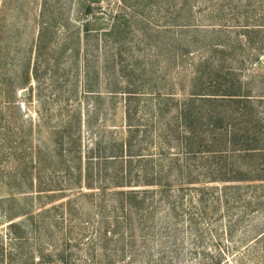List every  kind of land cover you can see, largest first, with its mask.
Here are the masks:
<instances>
[{
    "label": "rangeland",
    "instance_id": "1",
    "mask_svg": "<svg viewBox=\"0 0 264 264\" xmlns=\"http://www.w3.org/2000/svg\"><path fill=\"white\" fill-rule=\"evenodd\" d=\"M141 1L0 0V80L20 78L24 68L33 76L30 85L17 89L13 97L2 95L0 89V264H58L55 257L61 250L67 251L66 264H97L86 258L92 247L103 251L107 246L97 236L107 228L105 221L123 222L125 217L115 195L123 187L112 189L108 182L115 183L114 169L127 164L110 163L103 156L111 151L113 140L124 136L127 142L128 100L122 93L126 87L138 94L130 106L138 132L142 131L141 138H129L130 154L141 151L155 162L164 156L184 159L180 135L175 133L173 141L164 143V131H173L176 101L196 86L209 87L217 67L220 76L234 69L233 81L242 82L243 92L264 94V51L257 47L264 40V0ZM83 6L91 8L88 18ZM52 19L56 23L46 30L43 48L37 50L39 24ZM84 19L95 29L91 33L82 31ZM113 23L120 27L112 30ZM161 99H168L162 116L155 108ZM57 133L63 135L62 146L55 142ZM70 139L79 147L67 145ZM91 152L101 156V172H94V185L87 188L86 157ZM190 158L193 168L198 160ZM132 160L131 177L123 178L142 184L145 178L138 168L145 164ZM95 162L89 166L99 167ZM189 178L178 167L167 177L172 198L184 200L183 206L176 203L175 217L169 214L166 199L158 205V192L142 194L143 213L147 207L156 208L160 227L148 235L154 238L152 248L164 254L158 264L179 260L191 264L190 225L183 215L195 201ZM142 214L135 212L127 220L136 238L142 232L137 219ZM25 219L30 227L27 241L13 239L9 224ZM129 236L124 235L126 245ZM237 244L222 245L227 264L264 263L256 259V249ZM109 248L120 250L119 245ZM175 248L183 259L177 260ZM125 250L128 257L129 249Z\"/></svg>",
    "mask_w": 264,
    "mask_h": 264
},
{
    "label": "trees",
    "instance_id": "2",
    "mask_svg": "<svg viewBox=\"0 0 264 264\" xmlns=\"http://www.w3.org/2000/svg\"><path fill=\"white\" fill-rule=\"evenodd\" d=\"M121 1L126 2V0ZM82 9L88 18L91 14L90 6H83ZM55 23L54 19L51 22H40V31L35 46L37 50L45 42L46 30ZM82 23V31L85 34L95 30L89 27L91 24L87 19H84ZM116 25L113 23L112 30L120 27ZM257 47L261 52L264 51V40ZM216 70L218 74L211 80L209 87L196 86L185 95L183 100L176 101L178 110L176 117L173 118L175 122L172 126L173 131H164L166 133L162 140L164 143L173 141L175 133L180 135L178 147L184 154L182 161H179L177 156H164L160 162H155L152 157L146 154L141 155V151H138L136 156L130 154V144L127 146L130 142L129 138H141L139 133L142 132H138L139 128L135 125L136 120L133 119L134 113L130 106L138 94L127 87L126 91H121L126 94L128 100L124 112L127 142L124 141V136L120 140H113L111 142L113 145L110 146L111 151L103 157L110 160V163L122 164V162H126L127 164L125 168L114 169L115 172L112 175L117 178V180H113L115 183L111 180L108 182L112 189L125 187V189L122 188L115 192V195L120 197V203L117 206L124 210L125 222L118 219L110 222L105 221L107 228L102 229L97 235L103 239L104 245L108 247L109 244L113 247L119 245L120 250L115 251L105 246L103 251H98L92 247L87 254V261H94L97 264H106L107 262V264H111L113 261L121 259L125 260L123 264H158L163 262L164 254L161 249L154 250L152 248L150 242L154 238L148 235L160 227L155 222L156 208L154 206L147 207L146 212L143 213L146 197L142 194L153 196L158 192V205L164 203V199H166L169 214L176 215L177 213H174V209L177 207L176 203L179 202V205L183 206L184 200L183 196L172 198L167 177L174 167H178L181 171H186L187 176L190 177L187 183L193 185L195 190V196L191 198H195V201L189 203L187 212L183 214L187 215L190 225L188 234L191 236V264H227L222 255V245L226 248L230 244L237 247V241L249 247L248 249H256L258 252L256 259H261L264 262V94L252 96L243 92L242 82L233 81V72L230 70L234 71V69L227 70V73L222 76L219 75L220 67H217ZM20 74L22 75L20 78L0 80L2 95L13 97L17 89H25L30 85L33 76L30 75L29 70L24 68ZM165 101L168 102V99H161L155 103V108L157 107L161 116L164 114L165 105L168 104ZM63 126H67V124ZM60 133L55 134L57 136L55 142L62 146L63 135ZM67 136L71 138V132L67 133ZM68 144L73 150L74 147H79V144L72 139L69 140V143L67 142ZM97 149L101 148L97 146ZM102 150L106 151L105 148ZM93 152L86 157L88 165L85 185L87 188L93 187L94 174L101 172L99 162L101 156H94ZM76 153H78V157L81 156L78 149H76ZM190 156L198 160L193 168L189 161ZM134 157L140 159L137 161L138 164L141 160L145 164L142 169L138 168L145 178L142 184L132 182L130 178L125 181L123 178L124 174L131 177L133 169L131 164ZM92 161H96L95 163L99 164V167L94 165L90 167L89 164ZM179 162L181 163L179 164ZM76 167L78 185H80L83 177L81 176V165L78 164ZM166 167L165 172L167 173H163ZM139 185L148 188L143 190L132 188ZM77 187L79 188V186ZM117 203L115 201V205ZM135 212L139 215L143 213L141 217L137 218L141 225L139 227L142 229L138 238L133 232L134 228L131 227V222H127ZM28 228L30 227L26 219L21 222H11L9 234L13 239L27 241ZM43 231L42 234H44ZM125 233L130 234L128 245L125 243ZM116 234L120 235L113 238ZM40 238L43 241L41 236H37V241H40ZM68 241L70 240H67L66 245ZM155 245H159L161 248L160 243L155 242ZM125 249H129L128 257ZM177 250L178 248L174 252L177 260L183 259L181 252ZM157 251H159L157 253L159 258L155 256ZM65 255H67V251L66 254L65 250L59 251L55 261L58 264H66L68 261ZM180 263L186 264L179 260L177 264ZM169 264H173V261Z\"/></svg>",
    "mask_w": 264,
    "mask_h": 264
}]
</instances>
